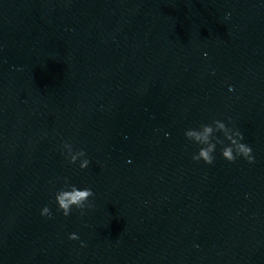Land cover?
Returning a JSON list of instances; mask_svg holds the SVG:
<instances>
[{"label": "water", "instance_id": "water-1", "mask_svg": "<svg viewBox=\"0 0 264 264\" xmlns=\"http://www.w3.org/2000/svg\"><path fill=\"white\" fill-rule=\"evenodd\" d=\"M214 119L255 163L192 159ZM0 264H264V0H0Z\"/></svg>", "mask_w": 264, "mask_h": 264}, {"label": "clouds", "instance_id": "clouds-1", "mask_svg": "<svg viewBox=\"0 0 264 264\" xmlns=\"http://www.w3.org/2000/svg\"><path fill=\"white\" fill-rule=\"evenodd\" d=\"M229 90L232 91L233 89L230 87ZM227 119L229 124H231V118ZM217 133H220L223 138L216 135ZM166 135L168 134L166 133ZM185 137L200 146L198 152L192 156L194 161L199 162L202 160L205 164L212 165L215 161L214 153L219 145L222 157L228 162H235L238 158H243L249 164L255 163L253 149L250 145L243 142V133L235 127H229L219 119H214L211 124H200L198 128L187 129ZM225 141L228 143H225ZM62 149V154H64L69 164H76L79 160V168L81 170L88 168L90 160L84 150L74 151L73 145L67 141L62 142ZM94 195L91 188H78L69 184L67 179H65L64 187L55 193L57 211L68 217L71 215L72 209L75 208L80 210L81 215H83L85 208L93 206L89 201ZM40 215L46 218L51 217V209L48 206H44ZM68 239L75 241L80 240V237L77 233H70ZM86 246L84 241H80L81 248Z\"/></svg>", "mask_w": 264, "mask_h": 264}]
</instances>
